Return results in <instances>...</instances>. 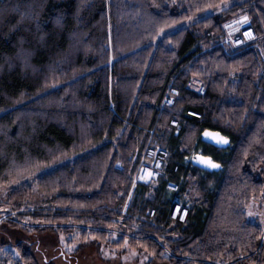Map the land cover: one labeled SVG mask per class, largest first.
I'll return each mask as SVG.
<instances>
[{
    "label": "trees",
    "instance_id": "1",
    "mask_svg": "<svg viewBox=\"0 0 264 264\" xmlns=\"http://www.w3.org/2000/svg\"><path fill=\"white\" fill-rule=\"evenodd\" d=\"M228 1L0 0V224L71 236L74 255L96 244L145 264H264V227L246 212L264 194V0ZM240 16L255 46L224 42ZM206 129L230 146L204 143ZM149 144L168 151L163 173L133 185ZM197 153L223 169L194 166ZM177 195L184 222L170 216ZM6 245L3 263L40 264L25 240Z\"/></svg>",
    "mask_w": 264,
    "mask_h": 264
},
{
    "label": "rangeland",
    "instance_id": "2",
    "mask_svg": "<svg viewBox=\"0 0 264 264\" xmlns=\"http://www.w3.org/2000/svg\"><path fill=\"white\" fill-rule=\"evenodd\" d=\"M237 1L239 0H229L223 7H227ZM209 13H211V10H208L202 15H198L197 17L188 20L185 22V25H188L199 17L208 15ZM241 18L242 16H240L237 20H241ZM234 25L230 26L229 31L231 35L236 36L238 33H240L238 29H242L243 26L245 27V23L243 21H239ZM236 46L239 47L238 45L233 44L232 48ZM194 84L197 85V83ZM191 158L192 156L189 159ZM218 175L220 176V174ZM6 195L7 189L5 187H0V218L5 217L7 212L10 210V206L6 204ZM174 200L183 202V205L187 207L189 205L191 206L189 201L187 203V201L182 197L180 198L179 195L175 196ZM246 212L250 221L258 222L264 227V194L261 199L252 202L247 207ZM13 216L14 214L11 215V217ZM0 227V240H4L6 243H8L5 248L12 250L14 253V248L11 244L23 239L28 245L33 246L34 253L40 264H48V262H53L56 264H145V261L148 258L147 254L137 250L129 249L128 247L125 251H122L118 248H109L106 246L99 247L96 244L89 245L78 255H74V248L77 241L69 244V240L72 239L71 236L58 241L52 234L27 236L20 231L8 229L7 226L2 224H0ZM2 253V249H0V264H5V262L3 263L1 260V256L3 257Z\"/></svg>",
    "mask_w": 264,
    "mask_h": 264
},
{
    "label": "built area",
    "instance_id": "3",
    "mask_svg": "<svg viewBox=\"0 0 264 264\" xmlns=\"http://www.w3.org/2000/svg\"><path fill=\"white\" fill-rule=\"evenodd\" d=\"M234 21H242L241 20H234ZM232 21V22H234ZM229 23V28L230 26H233L235 23ZM237 26V25H234ZM238 31L240 33H238L236 36H233L230 34L229 31V37L227 39H225V43H230V44H236L238 46L241 45H249L251 44V42H253L254 38H255V34L253 31V28L250 26L249 22L245 23V27L243 26L242 29H238ZM250 31L251 32V37H246L244 36V33ZM236 40H239L240 43H235ZM251 46H255V44H251ZM237 47V46H236ZM257 50L260 53V56L263 57L264 59V48L260 47V46H256ZM198 92L203 94L204 93V89L202 87L198 88ZM179 94V91L174 88L173 86H170V88L166 91L161 105L162 107H167V106H172L174 105L176 98ZM174 125L177 126L176 122L173 123ZM168 157V151L167 149H165L164 147L160 146V145H147L145 147L144 150V154L142 155L138 170L135 174L134 180H133V185L137 184V183H141V184H150L154 181H157L162 173H163V167L164 164L166 162V159ZM155 173V175H149V173ZM141 177H145L144 179H141ZM133 185L131 188V191L133 190ZM168 186L171 188L176 189L177 188V184L173 183V182H169ZM187 213H188V207L183 205L181 202H179L178 200H174L173 202V207L171 210V218L173 220H177L179 222H184L186 220L187 217ZM153 214V211L151 212V215Z\"/></svg>",
    "mask_w": 264,
    "mask_h": 264
},
{
    "label": "snow or ice",
    "instance_id": "4",
    "mask_svg": "<svg viewBox=\"0 0 264 264\" xmlns=\"http://www.w3.org/2000/svg\"><path fill=\"white\" fill-rule=\"evenodd\" d=\"M241 19L244 23H248V17L247 16H243ZM225 27H227V25H225ZM161 31H163V30L161 29ZM251 35L252 34L250 31H247L244 33V36H246V37H251ZM235 43H240V41L236 40ZM193 115H195V114H193ZM173 123H175V121H173ZM203 135L205 137H209L211 140L215 141L216 144H218V145H226L229 143L228 137L221 135L219 132H207V131H205L203 133ZM193 159L199 161L201 164L206 165L212 169H218L221 167L218 163L213 161L211 157H207V156H203V155H195L193 157ZM149 175H155V173L150 172ZM144 178L145 177H141V179H144Z\"/></svg>",
    "mask_w": 264,
    "mask_h": 264
},
{
    "label": "water",
    "instance_id": "5",
    "mask_svg": "<svg viewBox=\"0 0 264 264\" xmlns=\"http://www.w3.org/2000/svg\"><path fill=\"white\" fill-rule=\"evenodd\" d=\"M205 131H207V132H219V131H216V130H210V129H206V130H204V131L201 133V137H200L201 140H202L204 143H207V144H209V145H212V146H214V147H216V148H220V149H226V148H228V147L230 146V139H229V138H228V140H229V143H228V144H226V145H218V144H216L215 141H213V140H211L209 137H205V136L203 135V133H204ZM219 133H220L221 135H223L221 132H219ZM223 136H225V135H223ZM226 137H227V136H226ZM195 155H203V154H201V153H197V154H195ZM195 155H194V156H195ZM194 156H193V157H194ZM203 156L211 157V156H209V155H203ZM193 157H192V159H191V163H192L194 166H196V167H198V168H200V169H202V170L209 171V172H213V171H220V170L223 169L222 164L219 163V162H217V161H215L212 157H211L212 160L215 161L216 163H218V164L221 166L220 168H218V169H212V168H209L208 166L201 164L199 161L194 160Z\"/></svg>",
    "mask_w": 264,
    "mask_h": 264
}]
</instances>
